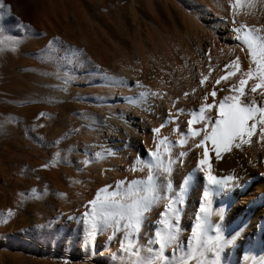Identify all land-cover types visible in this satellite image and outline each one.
<instances>
[{
    "label": "rangeland",
    "instance_id": "1",
    "mask_svg": "<svg viewBox=\"0 0 264 264\" xmlns=\"http://www.w3.org/2000/svg\"><path fill=\"white\" fill-rule=\"evenodd\" d=\"M201 1L3 0L11 15L0 9V264H125L111 250L77 256L68 211L80 198L67 186L88 168L78 163L96 149L86 125L111 111L112 84L126 71L170 80Z\"/></svg>",
    "mask_w": 264,
    "mask_h": 264
},
{
    "label": "bare ground",
    "instance_id": "2",
    "mask_svg": "<svg viewBox=\"0 0 264 264\" xmlns=\"http://www.w3.org/2000/svg\"><path fill=\"white\" fill-rule=\"evenodd\" d=\"M202 1L205 7L193 10V25L189 22L191 25L180 36L184 44L182 46L189 53L181 55H185L184 60L180 56L183 62L181 59V63L175 61L179 65L175 69L177 72L169 71L171 79H163L162 82L156 73L147 76L145 73L127 74L126 71V76L116 80L110 87L113 99L105 98V102L103 101L111 108V111L108 109L105 120L98 124H85V137L91 138L96 149L91 153L88 168L78 172L79 175L76 174L81 183H72L73 188L67 186L68 191L78 193L80 198L74 209L69 207L68 212L74 211L75 215L68 214V225L71 238L80 243V255L77 256L81 259L86 258L89 249L92 252L99 249L105 252L111 250V253H118L122 260H127L121 253L123 231L114 232L109 227L90 237L81 215L89 207L87 202L96 197L99 189L108 186V192L117 191L116 182L123 181L119 189L123 191L128 182L146 180L148 169L144 162L151 160L147 153L154 150L157 140L167 137L173 161H177L181 151L186 153L179 158L182 162L173 163L169 174L171 191L182 194V203L176 205L179 213L174 218L178 222V240L187 244L197 223V216L203 215L200 211L203 202L208 210L205 235L215 236L218 229L223 238L231 240V243L221 249L222 264H257L264 260V175H261L264 173V140L260 139L258 132L254 133L252 143L223 153L220 160H216L210 151L212 175L219 180V184L212 185L205 181L203 173L194 171L202 149L192 147L193 139L187 137V121L192 118L191 113L198 112L201 103H213L210 93L214 86L218 102L224 95L232 94L228 86L237 85L239 71L249 67L247 50L241 51L243 45L234 39L236 33L231 31L234 26H238L233 24V20L246 26L264 27V0H253L251 7L242 3L235 10V17L231 14L234 10L230 7L229 0ZM235 58H239L240 69L234 70L236 75L217 85L216 79L225 75L223 66ZM209 67L212 68L211 72L208 71ZM201 75L207 77L203 86L199 83ZM137 81L139 85L136 84ZM251 83L249 81L245 85V91L257 100L259 107L260 102L264 101V95L260 94L259 89L255 94L248 92ZM142 92L158 95L140 97ZM205 93H209L206 100L202 99ZM177 109L182 111L177 112ZM168 113L172 116L169 117ZM209 114L214 115V110H210ZM165 120L168 122L154 137L151 130L158 128ZM193 126L201 125L194 123ZM181 133L187 139V143L183 145L176 143L182 139ZM95 153H101V156L96 157ZM185 177L189 182L182 188ZM205 190L208 191V197L203 200ZM164 203L161 200L146 213L138 237L140 246L145 245L154 229L160 226L159 214L164 210ZM66 206L68 208V204ZM169 252L170 249L165 254ZM122 260L121 263L125 262Z\"/></svg>",
    "mask_w": 264,
    "mask_h": 264
},
{
    "label": "snow or ice",
    "instance_id": "3",
    "mask_svg": "<svg viewBox=\"0 0 264 264\" xmlns=\"http://www.w3.org/2000/svg\"><path fill=\"white\" fill-rule=\"evenodd\" d=\"M242 3L251 7L253 0H229L230 7L234 10L231 14L234 17L237 15L235 10ZM0 9L8 10V15H11L10 6L5 5L3 0H0ZM233 24H238L231 31L236 33L234 39L243 45L241 51L247 50L249 67L247 70L239 71L237 85L228 86L232 94L224 95L216 102L217 93L214 86V90L210 93L213 103H201L198 112H192V118L187 121V137L193 139L192 147L202 149L194 171L203 173L205 181L212 185L219 184V180L212 175L209 162L210 151L216 160H220L223 153L231 152L234 148L241 149L243 145L252 143L254 133L258 132L260 139L264 140V101H261V106L258 107L257 100L245 91V85L252 81L248 92L255 94L259 89L260 94L264 95V27L246 26L235 19ZM15 27L19 31L25 30V26L19 22L18 18ZM3 33L4 28L0 26V37L3 36ZM51 44L52 41H49V45ZM15 47L16 45L13 43L9 50L14 51ZM4 50L3 41L0 39V51ZM75 59V53H73L71 60L74 62ZM223 67L226 70L225 75L216 79L217 85L228 77L236 75L234 70L240 69L239 58L231 60ZM208 71L211 72L212 68L209 67ZM206 80L207 77L201 75L200 85L203 86ZM136 84L139 85V81ZM148 94L158 95V93L147 92H142L139 95L145 97ZM184 95L187 96V93ZM208 95L209 93H205L202 99L206 100ZM210 110H214V115L209 114ZM179 111L182 110L177 109V112ZM39 115L44 116L45 113ZM168 116L171 117L172 114L168 113ZM167 122L168 120H165L158 128L151 130L154 137ZM194 123H199L201 126L194 127ZM184 135L181 133L182 139L176 141L177 144L187 143V139L183 138ZM85 152V158L78 161L83 165L90 162L87 148ZM185 154L181 151L177 161L182 162L179 158ZM94 155L100 157L101 153ZM147 155L151 157V160L144 162L148 169L146 180L128 182L127 188L123 191L119 189L124 182L117 181V191L108 192V186H105L97 191L93 200L87 202L89 207L81 215V219L88 236H94L99 230L109 227L114 232L123 231L121 253L127 257L125 264H222L221 249L231 243V240L223 238L218 229H216L215 236L205 235L208 210L204 207L203 202L200 209L203 215L197 216V223L193 227L187 244L178 240V222L174 218L178 216L179 209L176 205L182 203V194L171 191L169 174L171 166L177 161L172 159L168 138L157 140L154 150L149 151ZM41 167H48V165L44 164ZM188 182V178L185 177V182L181 187H185ZM207 197L208 191L205 190L203 200H206ZM161 200L165 203L164 210L159 214L160 226L154 229L145 245L140 246L138 237L144 217ZM169 249L170 252L166 255V250ZM209 254L211 255L209 256ZM257 264H264V260Z\"/></svg>",
    "mask_w": 264,
    "mask_h": 264
}]
</instances>
